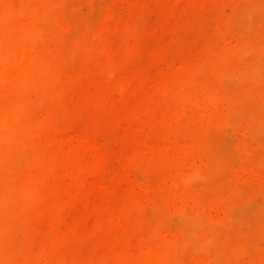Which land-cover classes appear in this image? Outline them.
<instances>
[{"label":"bare ground","instance_id":"obj_1","mask_svg":"<svg viewBox=\"0 0 264 264\" xmlns=\"http://www.w3.org/2000/svg\"><path fill=\"white\" fill-rule=\"evenodd\" d=\"M64 1L66 2V0H0V262L5 264L7 260H13L15 264L240 263L242 256L243 258L245 256V253L241 254L252 243H247L249 238L243 239L246 234V237L250 236L247 231L246 234L239 232L241 237L237 232L241 227H245L246 230L249 227L248 221L251 217L254 218L251 216L254 213L253 209H256L253 202L260 200L261 203L257 204H264V186L259 184L253 190V197L249 194L250 197L246 196L244 199L240 196L242 190L238 191L236 188V191L234 186L235 192L229 194L232 191L229 186L232 184L228 185L225 192V184L217 181L218 178H222L218 174L223 172L240 174L243 171L252 175L258 171L264 172V39L252 41L242 38L245 33H250L251 29L253 32L256 31L253 30L258 26L256 21L264 15V0L222 1L224 7L226 4L229 7L230 14L229 12L225 14L229 15L220 18L213 30L211 28L210 41L216 45L211 49L214 47L215 49L207 47L208 50L198 65L191 68L187 66L184 72L180 74L176 72L159 82L164 85L165 90L156 92H162L169 97L170 106L167 107L170 109L166 111L169 112L165 116H158L156 120L153 118L156 112H153L154 116L151 114L154 122L150 123H153L155 132L154 136L151 135L153 157L141 171L142 166L137 167L140 165L136 164V167L140 168L137 174L128 175L123 172L135 200L130 207L113 213L112 218L115 219L112 221L113 224H117L116 228L122 222L136 236L135 244L132 242L133 246L129 243L131 240L127 241L128 243L125 240L119 241L117 250L112 255L98 258L97 255L94 259L83 257L82 261L75 263L58 255L59 251L57 253L52 252L54 249L51 252L47 251L44 245L42 249L34 250L33 246L22 247L14 240L13 237H17L14 236L16 234L14 230L20 228V224L16 227L17 221L23 224L29 220V224L32 221L38 222L34 220L37 216H33L36 212L40 210L41 215L47 216L43 214L46 210L41 209L42 204L47 205L49 201L48 203L45 201L51 197L56 200L61 196L62 192L58 190L54 192L57 194L54 197L50 191L52 196L46 195L48 190L45 191V188L48 186L46 187L45 183L60 175L70 177L81 170L77 164L72 168L67 167L63 159L55 158L53 155L54 149L62 147L64 149L65 144L68 148L71 145L69 143H72L71 136L65 130H59L56 109L63 103L65 81L69 79L73 49L78 51L85 48L84 52L88 51L92 55L102 54L99 66L102 67L104 84L99 94L100 100L106 99L110 91L122 86L116 81L122 76L123 69L114 63L109 50L107 53L110 55L104 53L107 47H104V41L93 26L92 17L88 15L91 18L81 24L77 21L72 22V19L75 20L72 9L76 8L78 2L68 10L66 7H71L70 4L74 0H70V4ZM218 13L221 17V12ZM73 24L79 27L83 24V32L71 29ZM69 30H72L71 33L75 31L77 35L69 37L71 35ZM125 32L123 37L127 45L128 41L131 42L130 39L135 38V31L130 28ZM179 63H183L184 66V62ZM241 82H246L241 92L229 90V86ZM232 83L234 84L231 85ZM211 127L220 128L219 131L217 129L211 131L216 130L217 134L220 132L219 135L222 137L228 133L224 132L227 129L232 130L236 137L240 135L239 140L242 137L236 148L234 146L237 142L235 144L233 141L230 142L233 144L230 147H234L233 151L231 150L233 153L228 150L229 139L228 142L225 140L228 143V147L224 145L228 148L226 151L222 149L224 146L220 143L222 137L215 134L217 139L211 138L214 136V133L210 134L212 132L208 131ZM147 137H150L149 134ZM75 139L78 140L79 137L76 136ZM84 141L91 143L89 139ZM226 142L223 143L227 145ZM60 151L61 149L58 153L62 154ZM78 160L81 161L80 157H77ZM211 180H214L213 182L217 180L215 190L210 189V185L213 186ZM224 181L228 183V178ZM129 200L130 196L127 203ZM261 209H264V206ZM261 209L258 206L255 210V212L259 210L256 217L258 221L260 219L258 216L264 214H260ZM212 213L214 215L221 213L222 216L220 214L221 218L214 217ZM32 216L34 219L31 220ZM248 216H251L249 220ZM255 219L252 223L257 225ZM11 221L15 222L14 225H11ZM253 233L264 238V223L258 225ZM230 234L234 241L237 235L236 238H242V242L247 241L232 243ZM34 246L36 247V244ZM257 247L252 245L249 250L260 249V246ZM249 250L245 251L251 254ZM260 255L261 253L255 256L259 264L264 261Z\"/></svg>","mask_w":264,"mask_h":264},{"label":"rangeland","instance_id":"obj_2","mask_svg":"<svg viewBox=\"0 0 264 264\" xmlns=\"http://www.w3.org/2000/svg\"><path fill=\"white\" fill-rule=\"evenodd\" d=\"M89 1L90 0H74L72 4H70L71 1L66 0L71 7L67 4L64 5L69 6H65L69 10L78 2L75 6L76 8L72 9V14L74 13L72 16L75 19H72V22L77 21L81 24L83 21H88L92 17L93 26L98 30V35L104 41V47H107L104 53L107 55L111 53L110 56L114 63L123 69L122 76L116 81V83H120L122 86L110 91V95L107 98L105 97L106 99L103 98L100 100L99 94L104 84V79L101 74L102 67L99 66L102 54L92 55L88 51L84 52L85 48H80L78 51L73 49L74 53L72 52L71 54L74 56L71 55V59L69 58L71 67L68 73L69 79L67 78L68 80L65 81L66 86L64 87L65 95L63 94V103L56 109V115L58 117L56 118L60 123L59 130H65L67 134L71 136L72 143H69L71 145H69L70 147L68 148H66L67 145L65 144V150L63 147H59L61 149L60 152H63L62 154L58 153L60 149H54L53 155L55 158L59 157L63 159L64 165L67 167L70 166V168H72L77 164L81 170L70 177L60 175L54 180H49L47 184L45 183V186H48H46L48 189L45 188V191L48 190V192L46 191L45 193L46 195L48 194L50 197V192H52L54 197L57 195L54 192L58 190L62 192L61 196H58L59 198L57 197L56 200H53L51 197L49 200L45 201L47 203L49 201L47 205L46 203L42 204L41 209L43 211L46 210L43 214H47V216L41 215L42 212L40 213L39 210V212H36L37 214L35 213L33 215L34 217L37 216L36 219H34L33 216L31 218V220L34 219L38 221H34L35 223H33V221L30 222L32 226L29 224L30 220L25 224L17 221V226H15L18 227V224H20V228L18 227L14 230L16 233L14 236L17 237H13L22 247L30 246L32 248L33 246L34 248L32 249L39 250L42 249L44 245L47 251L51 252L52 249H54L52 251L53 253L59 251L58 255L73 262L82 261L87 257L94 259L97 255V258L102 256L108 257L116 252L117 245L120 243L119 241L125 240L129 242L131 240L129 243L132 244V242H134L133 244H135L136 236L129 231L127 225L120 222L121 224H118L119 227L116 228L117 224H113L115 219L112 218L114 216L113 213H117V210L119 212L127 206L130 207L135 200L134 193L131 191L127 180L124 178V173L128 175H133V173L137 174L146 167L153 157V145H151L153 142L151 135L154 136L155 132L153 130V123H150V121L154 122L153 118L156 120L169 112H166L170 109L167 107L170 106L169 97L162 92H156L157 90L163 92L165 90L164 85L159 82H162V79H168L169 76L176 72H179L177 74L184 72V68L187 66L191 68L195 67L196 64L198 65L203 60L208 48L211 49L213 46H216L210 41L211 28L213 30L216 21H220V18L227 17L230 14L227 4L224 7V2H222L224 0ZM226 1L227 0H225V2ZM218 12H221V17ZM228 12L229 14L225 15ZM262 16L257 19L259 22L256 21V25L258 26L253 28V30L256 31L253 32L251 29L249 31L250 33H245V36H242V38L244 37L252 41L264 39V21H262L264 17ZM84 18L85 20H82ZM213 20H215L214 23ZM76 24H73L71 29L79 33L83 32V24L80 27L77 26L79 24ZM130 28L134 29L135 38L130 39L131 42L128 41V46V44H125L123 35L124 32ZM205 29L208 31L207 33H204L206 32ZM70 31L72 30L68 32ZM75 31H73L74 34L70 32L71 35L69 37L72 35L74 36L76 34ZM213 49H215V47ZM108 50L110 52H108L109 54L107 53ZM180 61L184 62L185 67L183 63H179ZM156 78H160L161 80L155 81ZM241 84L243 85L240 86ZM241 84H234L235 86L233 85L232 87L229 86V90L236 93H238L237 91L241 92V88L246 85V82H241ZM236 87H238V89ZM96 104L97 106H95ZM153 112H156L157 115L154 114L155 117L152 118ZM141 118L142 120H140ZM146 118L149 120H146ZM145 129L147 131H145ZM214 129L217 128L211 127L208 129V131L212 132H209L210 134L214 133V136L212 135L211 138L217 139V136L221 138L222 136L219 135L221 133L219 132V134H217L220 128L217 129L218 131H211ZM227 131L228 133L223 136L225 138L222 137L221 142L220 140L217 141L227 147L229 143L230 145L228 148L230 149L225 148V146L222 148V145L218 144L222 149H226V151L229 150L230 152L232 148H236V145L242 140V137L239 140L238 137H240V135L236 137V135H233L232 130H224L225 133ZM230 131L232 134H229ZM148 134L150 137H147ZM215 134L217 136H215ZM76 136L79 137L78 140L75 139ZM85 139H89L91 143L84 141ZM226 139L227 142L228 139L230 141L227 143L225 141ZM231 141H233V144L237 142L234 147H230L232 144L230 143ZM137 142H144L142 144L145 147ZM223 142H226L227 145ZM146 149L148 150L146 151ZM66 151L70 152L67 153ZM222 153L225 152L222 151ZM77 157H80L81 161H77ZM148 158L149 160H146ZM168 158L170 157L168 156ZM139 161L143 164L141 165ZM126 163L129 164L126 165ZM138 163L140 166L137 167L142 166L141 169L139 168L140 171L136 167ZM134 167L135 170H133ZM131 171L132 173H130ZM258 172L260 173V171ZM258 172L253 175L243 171H241L240 174H231L229 172L227 174V172H225L226 175L223 172L222 174H218L222 178H218V181H216L225 184V192L228 190V185L232 184L233 187L231 185L229 186L232 190L229 194L235 192L234 186L235 190L236 188L238 191L242 190L240 193L243 195L240 194V196H243L242 198L245 199L246 196V198L250 197L249 194L253 197V190L259 186V184L260 186H264V184H262L264 183V178H262L264 177V175H262L264 172L260 174ZM244 173L245 175H243ZM241 174L242 176H240ZM223 178L225 180L228 178V183L224 181ZM213 181L214 180H211L210 182ZM216 181L213 182V186L210 185L211 183H208L211 190H215ZM252 182H254V184ZM250 184L251 186H249ZM245 188H248L249 190H247L249 192H247ZM129 193L131 195H129ZM129 196L130 200L129 203H127ZM257 202L258 201H254L253 203L257 206L255 204V206H253L256 209L259 206V209H261L264 204L258 205ZM256 209H253V212L256 214H251L254 218L248 216V220L251 217L248 221L249 227L247 226L248 228L246 230L245 227H241L239 231L236 232L240 235L239 232L241 234H246L247 231L250 236L246 237V234V236H243V239L246 238L248 240L249 238L247 243H252V245L256 247L258 241V247L260 246V249L257 248L260 251L257 249L256 252L253 249V253L251 249L249 250V248H252V245L250 246L246 243V245H248L247 249L251 254L246 253L248 250L245 249L246 251L244 250L241 255L245 253L246 257L244 256L243 258L242 256L241 258V255L239 257V259L241 258L239 261L241 264H259V260H257L255 256L260 253V257L264 258V256H262L264 255L262 254L264 253V238L253 233L258 225L264 223V214L258 216L260 217L258 221L256 217L259 214V210L255 212ZM38 213L41 219H39ZM261 213H264V209L260 210V214ZM220 214H213V216L219 218ZM137 215L138 214L135 216L137 217ZM247 215H249V213ZM254 219L257 225H255L256 223L253 224ZM14 223L15 222L11 221V225H14ZM231 234H233V232ZM231 234L232 243L239 244L247 241L244 240V242H242V238H236L238 236L237 234L234 241ZM241 236L242 235H240V237ZM132 239L135 241H132ZM33 240L34 243L32 244ZM35 244L36 247L34 246ZM242 259H244V261ZM8 261L9 260H7L6 263ZM262 262H260V264H264ZM10 263L15 264V261L13 262V260H10L9 264ZM0 264H3V262H0Z\"/></svg>","mask_w":264,"mask_h":264}]
</instances>
